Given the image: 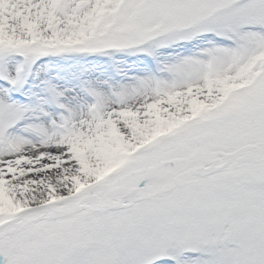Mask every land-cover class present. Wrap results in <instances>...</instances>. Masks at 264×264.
Listing matches in <instances>:
<instances>
[{"label": "snow or ice", "instance_id": "1", "mask_svg": "<svg viewBox=\"0 0 264 264\" xmlns=\"http://www.w3.org/2000/svg\"><path fill=\"white\" fill-rule=\"evenodd\" d=\"M0 264H264V0H0Z\"/></svg>", "mask_w": 264, "mask_h": 264}]
</instances>
